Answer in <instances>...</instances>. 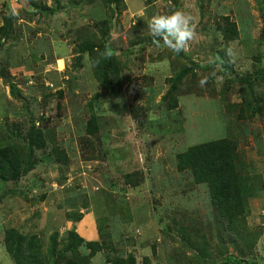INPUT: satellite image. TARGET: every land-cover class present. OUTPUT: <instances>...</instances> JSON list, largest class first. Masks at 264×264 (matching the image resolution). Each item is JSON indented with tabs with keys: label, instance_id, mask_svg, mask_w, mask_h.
<instances>
[{
	"label": "rangeland",
	"instance_id": "obj_1",
	"mask_svg": "<svg viewBox=\"0 0 264 264\" xmlns=\"http://www.w3.org/2000/svg\"><path fill=\"white\" fill-rule=\"evenodd\" d=\"M34 1L55 11L30 13L27 0H0V27L4 16L19 17L0 36V147L26 151L33 126L46 141L31 170L0 182V264H16L4 244L8 227L34 235L44 251L66 243L69 230L100 240L89 264H130V255L134 264H217L232 255L264 264V0H122L111 9L101 0ZM179 8L196 18L197 35L177 55L152 43L147 21ZM103 13L119 61L116 95L90 56H79L82 43L102 41ZM225 16L238 26L235 40L223 34ZM229 45L236 58L226 73L209 57ZM192 62L200 64L196 75L184 78L179 106L169 110L167 78ZM248 75L257 86L251 97ZM93 114L98 131L90 134ZM220 138L237 141L242 169L261 179L248 203L251 235L236 244L208 185L177 166L190 146Z\"/></svg>",
	"mask_w": 264,
	"mask_h": 264
},
{
	"label": "trees",
	"instance_id": "obj_2",
	"mask_svg": "<svg viewBox=\"0 0 264 264\" xmlns=\"http://www.w3.org/2000/svg\"><path fill=\"white\" fill-rule=\"evenodd\" d=\"M29 2L30 13L54 12L55 9L42 4L37 7V2L34 0H27ZM122 0H101L110 9L121 3ZM104 6V5H103ZM105 6V7H106ZM103 13L102 16H104ZM5 23L0 27V36H8L12 29L13 23L17 21L18 16L11 15L4 16ZM100 23L103 25V39L101 42L82 43L79 48V56L83 57L87 53L92 64L95 65V73L98 74V80L111 92H115L119 84L118 76V58L110 50L109 39L111 34V20L104 16ZM238 26L235 21L230 20L228 16L224 17V25L222 31L227 40H235L239 37ZM264 33V30H263ZM111 51L110 58H104L101 54L106 51ZM220 56L224 57V52L220 51ZM100 56L101 58H99ZM256 59L261 61V56ZM197 62H192V65L183 67L176 75L168 77L167 82L170 84V89L163 96L167 101L169 110L179 106L178 87L188 73L196 75L194 69L200 66ZM221 63V62H220ZM221 66L226 73L232 72L233 69L229 63H221ZM255 78H259L260 71L254 73ZM264 77V73L262 74ZM100 78V79H99ZM252 76L248 75L244 81L248 87L246 94L255 96L257 93L256 83L252 81ZM12 83V91L14 90ZM17 89V88H16ZM262 105L258 111L252 112L257 115L261 113ZM88 132L95 134L98 131V120L95 114L88 121ZM29 144L26 151L15 144L5 145L0 147V182H14L18 181L22 175L31 170L34 166L32 162V155L35 149H42L46 145L43 131L41 128L33 126L28 133ZM238 143L235 140L228 138H220L217 140L205 141L190 146L186 151L178 156V169L180 171L190 170L194 179L198 183H206L209 187L211 200L215 206L216 211L221 217L224 228L227 230L230 241L236 244L244 235L248 233L251 235L250 228L247 226L248 203L252 196L257 193L256 183L260 182L259 177H251L247 174L241 166V154L238 151ZM55 153L62 155V151L58 147L54 149ZM244 174V175H243ZM261 184V183H259ZM80 213L76 218H79ZM102 232L100 233V235ZM66 243H57L49 246L46 251L42 245L37 243L34 235L25 234L17 227H8L5 231L4 244L7 252L13 258L16 264H89V259L97 252L103 249L104 244L97 239H86L81 236L76 230H69L67 234ZM86 246L89 250L87 254H81L80 249ZM146 263L149 257L145 258ZM125 259L121 264H125ZM130 264H134L135 257L130 255ZM217 264H262L247 259H241L236 256H229L225 260Z\"/></svg>",
	"mask_w": 264,
	"mask_h": 264
},
{
	"label": "clouds",
	"instance_id": "obj_3",
	"mask_svg": "<svg viewBox=\"0 0 264 264\" xmlns=\"http://www.w3.org/2000/svg\"><path fill=\"white\" fill-rule=\"evenodd\" d=\"M196 28V18L183 8L176 9L171 13L154 14L147 21V32L152 37V43L156 47L164 46L177 55L188 50L190 42L197 35ZM101 55L104 58H110L112 53L106 50ZM235 58L236 53L229 45L224 50V57H209V60L212 63L220 61L230 64L235 62Z\"/></svg>",
	"mask_w": 264,
	"mask_h": 264
}]
</instances>
